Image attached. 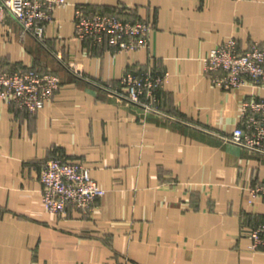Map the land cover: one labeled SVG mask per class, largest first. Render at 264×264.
I'll use <instances>...</instances> for the list:
<instances>
[{
	"label": "crops",
	"instance_id": "obj_1",
	"mask_svg": "<svg viewBox=\"0 0 264 264\" xmlns=\"http://www.w3.org/2000/svg\"><path fill=\"white\" fill-rule=\"evenodd\" d=\"M43 40L10 13L0 68L59 75L37 113L0 101V264H264L251 228L264 222V154L230 140L242 106L264 89L212 83L206 58L235 37L264 47V0H68ZM76 5L154 27L149 47L117 52L75 37ZM70 64H73V68ZM75 69V70H74ZM167 72L158 111L122 98L127 72ZM89 167L106 190L94 211L43 203L45 161Z\"/></svg>",
	"mask_w": 264,
	"mask_h": 264
},
{
	"label": "built area",
	"instance_id": "obj_2",
	"mask_svg": "<svg viewBox=\"0 0 264 264\" xmlns=\"http://www.w3.org/2000/svg\"><path fill=\"white\" fill-rule=\"evenodd\" d=\"M68 0H0V20L12 14L24 33L44 39L45 26L54 22V10L66 7ZM128 6L114 12L86 5H76L74 11L75 37L91 41L97 46H110L117 52H135L149 47L154 25L145 20H131ZM206 70L212 74L213 84L231 90L251 86L264 89V47L252 42L241 49L235 37L211 50L205 60ZM73 68V64H70ZM75 70V69H74ZM168 77L167 72L149 70L144 73L127 72L121 78L120 96L129 102L158 111L159 91ZM59 75L41 72L6 71L0 68V101L17 103L29 113H37L51 101L62 87ZM242 125L230 140L248 150L264 154V97L252 94L242 106ZM43 203L52 214L64 216L69 206L85 212L94 211L97 201L106 194L91 176L88 166L62 157L45 161L41 171ZM264 196V182L254 189ZM251 249H264V222L256 223L250 231Z\"/></svg>",
	"mask_w": 264,
	"mask_h": 264
}]
</instances>
